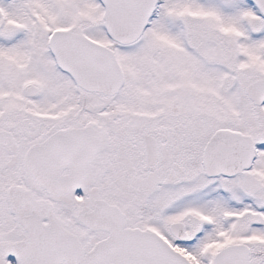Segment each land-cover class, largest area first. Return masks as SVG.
I'll return each mask as SVG.
<instances>
[{"label":"snow or ice","instance_id":"obj_1","mask_svg":"<svg viewBox=\"0 0 264 264\" xmlns=\"http://www.w3.org/2000/svg\"><path fill=\"white\" fill-rule=\"evenodd\" d=\"M0 264H264V0H0Z\"/></svg>","mask_w":264,"mask_h":264}]
</instances>
